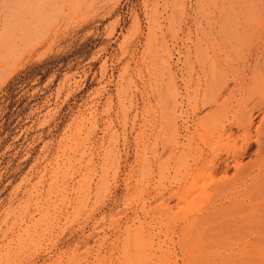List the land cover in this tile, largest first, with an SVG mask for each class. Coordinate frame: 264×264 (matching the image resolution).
Here are the masks:
<instances>
[{
  "label": "rangeland",
  "instance_id": "1",
  "mask_svg": "<svg viewBox=\"0 0 264 264\" xmlns=\"http://www.w3.org/2000/svg\"><path fill=\"white\" fill-rule=\"evenodd\" d=\"M0 264H264V0H0Z\"/></svg>",
  "mask_w": 264,
  "mask_h": 264
}]
</instances>
